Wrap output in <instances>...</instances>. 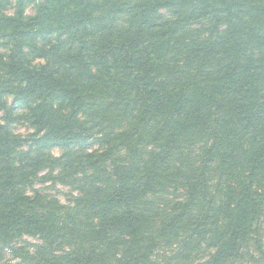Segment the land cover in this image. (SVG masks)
<instances>
[{
  "label": "trees",
  "instance_id": "16d2710c",
  "mask_svg": "<svg viewBox=\"0 0 264 264\" xmlns=\"http://www.w3.org/2000/svg\"><path fill=\"white\" fill-rule=\"evenodd\" d=\"M0 112V264H264V0H0Z\"/></svg>",
  "mask_w": 264,
  "mask_h": 264
},
{
  "label": "rangeland",
  "instance_id": "374dc122",
  "mask_svg": "<svg viewBox=\"0 0 264 264\" xmlns=\"http://www.w3.org/2000/svg\"><path fill=\"white\" fill-rule=\"evenodd\" d=\"M1 112H0V118H1ZM70 193L69 187L58 185V197L62 200V202L67 203L68 202V194Z\"/></svg>",
  "mask_w": 264,
  "mask_h": 264
}]
</instances>
